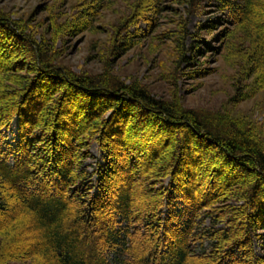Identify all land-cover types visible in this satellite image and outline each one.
I'll return each instance as SVG.
<instances>
[{"label": "trees", "instance_id": "16d2710c", "mask_svg": "<svg viewBox=\"0 0 264 264\" xmlns=\"http://www.w3.org/2000/svg\"><path fill=\"white\" fill-rule=\"evenodd\" d=\"M172 2L184 15L160 36L171 46L158 74L167 97L112 66L136 45L129 30L169 8L163 0H72L75 14L51 18L49 36L0 9V264H264V123L186 107L176 90L209 30L225 42L233 101L264 96V0ZM211 4L219 33L200 24L192 34L187 18ZM112 10L115 22L96 31ZM83 32L108 35L100 73L65 62L64 41ZM14 119L11 150L1 132ZM92 143L103 155L89 172Z\"/></svg>", "mask_w": 264, "mask_h": 264}, {"label": "rangeland", "instance_id": "374dc122", "mask_svg": "<svg viewBox=\"0 0 264 264\" xmlns=\"http://www.w3.org/2000/svg\"><path fill=\"white\" fill-rule=\"evenodd\" d=\"M207 3L209 2L206 1L203 4L208 5ZM70 5H72V0H0V9L6 12L11 19L20 22L32 34L36 35L43 31L47 36L52 30L49 24L51 18L75 14L74 8L70 9L72 8ZM161 7L169 8L157 15L150 28L140 23L136 28L129 30L130 33L136 31L133 34L136 45L127 52L114 57L112 66L113 73L120 76L125 83L129 84L132 81L143 83L148 85L157 96L167 97L170 89L165 81L158 78V74L168 72L172 58L167 54L170 53L171 46L166 44V40L160 36L168 29H172L171 23L183 14L184 6L173 3L172 0H163ZM205 13V15H192L187 18V28L192 34L200 24L215 26V33H219L218 28L222 25L220 14L212 4ZM117 16L114 10L104 14L99 13L96 16L97 21L94 22L96 31H99L101 27L108 29ZM224 27L228 28V26ZM206 31L209 30H201L198 34L201 37L198 43L206 45L205 50L201 52L202 56L196 57L190 65L182 64L177 70L176 90L181 102L186 107L227 111L232 115L246 116L259 124L264 123V106H262L264 96L262 94L259 93L239 103L233 101L234 71L225 60V42H221L219 38L213 40L214 35L205 34ZM107 38L108 35L95 32L92 34L83 32L77 36L67 37L63 48L61 47L65 62H68L75 72L81 70H87L92 74L102 72L103 64L99 53ZM151 39L154 42L150 43ZM190 42L191 39L188 44ZM59 44L61 45L57 43L56 48L60 49ZM151 44L157 45L160 49H156L159 51L150 50ZM1 137L4 148L15 149L18 141L16 119L8 129L2 130ZM88 151L91 157L86 162V166L89 167L88 171L92 172L95 165L101 163L103 154L96 143H92ZM12 162L10 158L9 163ZM207 224L208 222H204L203 227Z\"/></svg>", "mask_w": 264, "mask_h": 264}]
</instances>
